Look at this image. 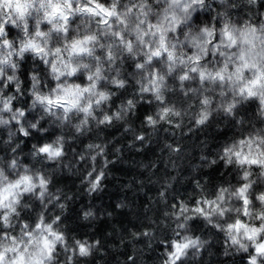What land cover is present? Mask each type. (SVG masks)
Wrapping results in <instances>:
<instances>
[{
	"label": "clouds",
	"instance_id": "9594fccd",
	"mask_svg": "<svg viewBox=\"0 0 264 264\" xmlns=\"http://www.w3.org/2000/svg\"><path fill=\"white\" fill-rule=\"evenodd\" d=\"M264 264V0H0V264Z\"/></svg>",
	"mask_w": 264,
	"mask_h": 264
},
{
	"label": "snow or ice",
	"instance_id": "6c2138e0",
	"mask_svg": "<svg viewBox=\"0 0 264 264\" xmlns=\"http://www.w3.org/2000/svg\"><path fill=\"white\" fill-rule=\"evenodd\" d=\"M13 264H31V262L27 259L25 253L21 252Z\"/></svg>",
	"mask_w": 264,
	"mask_h": 264
}]
</instances>
